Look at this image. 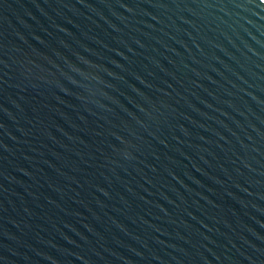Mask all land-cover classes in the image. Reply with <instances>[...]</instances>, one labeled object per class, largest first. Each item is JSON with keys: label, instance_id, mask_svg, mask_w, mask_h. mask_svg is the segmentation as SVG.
I'll list each match as a JSON object with an SVG mask.
<instances>
[{"label": "water", "instance_id": "obj_1", "mask_svg": "<svg viewBox=\"0 0 264 264\" xmlns=\"http://www.w3.org/2000/svg\"><path fill=\"white\" fill-rule=\"evenodd\" d=\"M0 264H264V0H0Z\"/></svg>", "mask_w": 264, "mask_h": 264}]
</instances>
